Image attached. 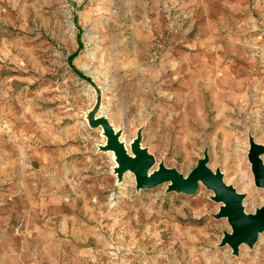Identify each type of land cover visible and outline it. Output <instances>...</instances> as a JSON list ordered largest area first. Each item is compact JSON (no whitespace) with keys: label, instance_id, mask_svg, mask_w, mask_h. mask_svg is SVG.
<instances>
[{"label":"rangeland","instance_id":"obj_1","mask_svg":"<svg viewBox=\"0 0 264 264\" xmlns=\"http://www.w3.org/2000/svg\"><path fill=\"white\" fill-rule=\"evenodd\" d=\"M234 33L250 49L235 52ZM238 98L258 102L239 112ZM252 133L264 144V0H0L9 264H264V232L234 250L224 203L204 184L183 194L137 180L186 177L202 156L196 137ZM213 151L208 166L255 213L264 194L249 163Z\"/></svg>","mask_w":264,"mask_h":264},{"label":"water","instance_id":"obj_2","mask_svg":"<svg viewBox=\"0 0 264 264\" xmlns=\"http://www.w3.org/2000/svg\"><path fill=\"white\" fill-rule=\"evenodd\" d=\"M262 154H264V148L254 145L249 152V159L255 183L264 190V165L262 159H260ZM123 160L125 161L124 158ZM207 162L206 159H201L198 166L186 177L175 171H169L161 172L152 181H147L145 173L141 170L137 175V180L142 188L147 189L166 182H172L173 186H170V190L174 189L176 192L183 194H194L198 191L199 186L204 184L214 193L216 201H221L225 205L220 213L223 217L228 218L233 235L225 237L224 241L229 243L234 250H237V247L241 244H246L249 247L253 246L258 240L259 234L264 232V206L258 209L255 215L244 212L242 204L244 195L235 193L232 187L227 186L220 173L213 174L209 170ZM131 165L135 167L132 163Z\"/></svg>","mask_w":264,"mask_h":264},{"label":"crops","instance_id":"obj_3","mask_svg":"<svg viewBox=\"0 0 264 264\" xmlns=\"http://www.w3.org/2000/svg\"><path fill=\"white\" fill-rule=\"evenodd\" d=\"M249 21H251L250 18L247 19V21L245 23H249ZM239 24H240V22L238 21V19L235 18L234 19V30H235V32H237V30H239V31H244V35L247 34L248 33V30L246 29V25L239 26ZM235 35H234L235 36V52L239 51L240 44H243L244 46L245 45H248L249 46V49H250V47H251L250 40H252V38L251 39L249 38V40H247V38H245V39L242 40L240 38V36H238L237 34H235ZM237 37H239L240 40ZM237 53L239 54V52H237ZM241 87L243 88L244 86L241 85L240 83H238V81H237V89L238 90H241ZM256 102H258V101H256V100L249 101L247 99H239L238 98V107H242V109H240L239 112L240 111L244 112L245 109H248V108L251 109L252 108V106H250L251 103L254 104ZM123 125H124V123L122 121L120 123H118V126L119 127H121ZM113 126L116 127L117 125H113ZM255 135H256V133H252V134H235V135H220L219 138H218V135H217L215 137H212L210 139H207L209 145L205 142L206 139L205 140H201V138H202L201 136L200 137H196L195 142H194L195 143V147H196L197 152L198 153H201L202 156H200V157L197 158V160H196L197 161V164H196V166L194 168H196L198 166V164H199V162H200L201 159H206L208 161L207 162V166H208L209 165V162H210L209 161L210 160V156H212L214 154V151L213 150H216L219 147L220 150H221V154H222V157H223L224 160L225 159H228V158H233L234 160L237 161L238 164H240L241 161L239 160V156H241V160H242V171H245V169L247 168L246 165L243 166V164L244 163H249L250 173H251V175L253 177L252 170H251L250 159H249V152H250L251 148L254 145H256L258 147H261V148H264V144H261L258 141H256V136ZM192 138L193 137H190V139H189V142L191 144L193 142V139ZM199 143H202V147H201L200 150L198 149ZM192 148H194L193 147V144H192ZM208 168H209V170L213 174L220 173L221 174V177L223 176V171L224 170H223V168L220 167L219 164L216 165V167L214 169H212L210 166H208ZM247 177H248V175H247ZM243 179H247V178H244L243 177ZM223 181H224V178H223ZM253 182H254V185L256 187H258L256 185V183H255V177H253ZM224 183H225V181H224ZM226 185L229 186L228 184H226ZM258 188L261 189L263 191V194H264V190L262 188H260V187H258ZM263 206H264V204H262L261 206L257 207L255 209V213H256V211L258 209H260ZM255 213H251L249 215H255Z\"/></svg>","mask_w":264,"mask_h":264},{"label":"bare ground","instance_id":"obj_4","mask_svg":"<svg viewBox=\"0 0 264 264\" xmlns=\"http://www.w3.org/2000/svg\"><path fill=\"white\" fill-rule=\"evenodd\" d=\"M191 62L189 63V64H186V66H188V65H195V66H197V64L199 63V60H197V61H193V60H190ZM204 81V80H203ZM173 83V82H172ZM175 84V83H174ZM201 88V87H200ZM203 88V87H202ZM204 89V88H203ZM115 144H118L120 147H121V141H115ZM114 160H117L118 159V157L116 156V155H113L112 154V156H111ZM131 158H132V156L130 157V158H128V156H127V159L130 161L131 160ZM263 165H264V163H263ZM117 167L118 168H122V166H121V164H118L117 165ZM138 170V169H137ZM139 171V170H138ZM161 173V172H160ZM159 173V174H160ZM159 174H157V175H153L152 177H149V181H152V179L154 178V177H156V176H158ZM150 176V175H149ZM215 196V195H214ZM224 207H225V205H224ZM261 234V233H260ZM15 247V246H14ZM35 247V246H34ZM16 251H17V253H18V255H19V257H21V256H23L22 254H23V249H24V246H23V244L22 243H19L18 245H16ZM9 249H7V246H6V243H4L3 244V246L2 247H0V251H2V256L0 257V259L1 260H3L5 263H8L9 264V262H10V260H11V257L9 256H6L7 254H6V252H9L8 251ZM31 251H32V249H31ZM173 253V252H172ZM179 253V252H178ZM146 254V253H145ZM167 254V253H166ZM171 254V253H170ZM181 254V253H180ZM188 254V253H187ZM141 255V254H140ZM168 255V254H167ZM155 256V255H154ZM153 256V257H154ZM178 256V255H177ZM179 256H181V255H179ZM193 255L191 254L190 255V257H192ZM175 257V256H174ZM220 257V256H219ZM142 258V257H141ZM169 258V257H168ZM172 258V257H171ZM176 258V257H175ZM226 256H221L220 257V260L219 261H217V264H230L229 262H227L226 261ZM145 259V258H144ZM157 259V258H156ZM173 259V258H172ZM177 259V258H176ZM200 259H203L202 258V256L200 257ZM250 261L248 262V263H245V264H254V259H252L251 257H250ZM155 260V259H154ZM169 260V259H168ZM180 260V259H179ZM145 261H147V260H145ZM156 261H158V260H156ZM163 261V260H162ZM161 261V264H164L163 262ZM181 261V260H180ZM202 261V260H201ZM177 262H179V261H177ZM195 262H197V261H195ZM144 263V262H143ZM147 264H149V263H147ZM152 264V263H151ZM169 264V263H168ZM202 264H207V262L206 261H202ZM231 264H236V262H231ZM237 264H242V263H237Z\"/></svg>","mask_w":264,"mask_h":264}]
</instances>
